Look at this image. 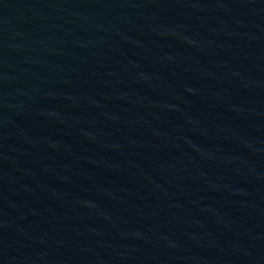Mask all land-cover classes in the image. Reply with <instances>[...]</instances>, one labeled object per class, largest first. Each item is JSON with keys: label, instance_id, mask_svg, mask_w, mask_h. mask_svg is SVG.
<instances>
[{"label": "water", "instance_id": "1", "mask_svg": "<svg viewBox=\"0 0 264 264\" xmlns=\"http://www.w3.org/2000/svg\"><path fill=\"white\" fill-rule=\"evenodd\" d=\"M0 264H264V0H0Z\"/></svg>", "mask_w": 264, "mask_h": 264}]
</instances>
